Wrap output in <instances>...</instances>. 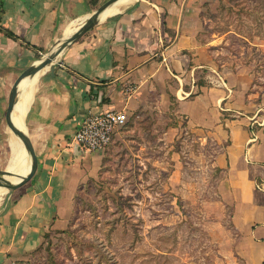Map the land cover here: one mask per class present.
Segmentation results:
<instances>
[{
  "label": "crops",
  "instance_id": "crops-1",
  "mask_svg": "<svg viewBox=\"0 0 264 264\" xmlns=\"http://www.w3.org/2000/svg\"><path fill=\"white\" fill-rule=\"evenodd\" d=\"M106 1L1 0L0 164L8 151L11 158L5 113L15 80ZM204 1L137 0L97 21L39 71L22 131L37 168L0 199V264L24 258L49 230L64 229L77 192L97 177L102 151L73 141L88 115L165 112L174 104L189 126L229 140L216 165L226 170L220 191L237 234L234 252L241 264H264V105L250 94V73H220L211 43L197 38ZM242 109L251 116L241 117ZM31 165L28 155L25 175Z\"/></svg>",
  "mask_w": 264,
  "mask_h": 264
},
{
  "label": "rangeland",
  "instance_id": "rangeland-1",
  "mask_svg": "<svg viewBox=\"0 0 264 264\" xmlns=\"http://www.w3.org/2000/svg\"><path fill=\"white\" fill-rule=\"evenodd\" d=\"M198 10L197 38L211 43L219 72L248 71L250 94L264 105V0H205ZM175 109L128 116L102 150L97 177L77 192L67 226L7 264H241L220 191L226 170L216 165L229 140L189 126ZM9 159L8 151L1 171ZM7 177L0 199L14 191Z\"/></svg>",
  "mask_w": 264,
  "mask_h": 264
},
{
  "label": "water",
  "instance_id": "water-1",
  "mask_svg": "<svg viewBox=\"0 0 264 264\" xmlns=\"http://www.w3.org/2000/svg\"><path fill=\"white\" fill-rule=\"evenodd\" d=\"M116 1H118V0H107L102 5H100L93 13H91L87 17V19L75 30L74 33H72L68 38H66L61 43H59V45L57 46V49L54 52L50 53L49 55H46V57L42 58L35 65H32L31 67H28L27 69H25L15 80V82L12 86V89H11V93H10V96L8 99V103H7V109H6V113H5V122H6L7 126L10 128V130L14 133V135L20 140L24 149L28 153V155H30V157L32 158V165H31L29 173L27 175L21 177L20 181L18 183L14 184V185H10L9 183H5V185L8 189L14 190V189L24 185L27 181H29L32 178V176L34 175L36 168H37V159H36L35 153L33 151L32 145H31L28 137L21 130L15 129L10 122V114H11V112L14 108V105L16 103V98L18 95V86H19L20 82L24 78L31 76V75H34L37 72L44 69L45 67L52 65V63L57 59V57L64 50V48H66L72 41L76 40L78 37L82 36L85 32H87L89 29H91L97 23L98 15L106 7L115 3ZM11 175L12 174L8 173L7 170H3V171L0 170V176L1 177L11 176ZM1 180L4 181L3 178Z\"/></svg>",
  "mask_w": 264,
  "mask_h": 264
},
{
  "label": "bare ground",
  "instance_id": "bare-ground-1",
  "mask_svg": "<svg viewBox=\"0 0 264 264\" xmlns=\"http://www.w3.org/2000/svg\"><path fill=\"white\" fill-rule=\"evenodd\" d=\"M135 1L137 0H122L121 2L109 5L98 15L97 21L103 20L108 15L116 13L120 9L127 7ZM65 36H69V31L65 33ZM42 71L43 70H41L40 72ZM40 72L34 74V77L32 76L24 78L19 84L18 97L10 114V122L15 129L24 131V114L33 93L37 75H39ZM9 144L11 146L12 152L6 170L12 175L7 177L6 179L9 184H16L20 181V178L25 176L26 174L28 153L24 149L20 140L12 132ZM6 191V188L0 186V195H4Z\"/></svg>",
  "mask_w": 264,
  "mask_h": 264
},
{
  "label": "built area",
  "instance_id": "built-area-1",
  "mask_svg": "<svg viewBox=\"0 0 264 264\" xmlns=\"http://www.w3.org/2000/svg\"><path fill=\"white\" fill-rule=\"evenodd\" d=\"M2 5L0 0V26ZM128 116L123 111H107L90 114L79 125L73 141L90 152L102 151L111 144L114 135L127 123Z\"/></svg>",
  "mask_w": 264,
  "mask_h": 264
},
{
  "label": "trees",
  "instance_id": "trees-1",
  "mask_svg": "<svg viewBox=\"0 0 264 264\" xmlns=\"http://www.w3.org/2000/svg\"><path fill=\"white\" fill-rule=\"evenodd\" d=\"M127 123H128V121H127ZM127 123H126V124L124 125V127H122L121 129L125 128V127L127 126ZM121 129H120V130H121Z\"/></svg>",
  "mask_w": 264,
  "mask_h": 264
}]
</instances>
